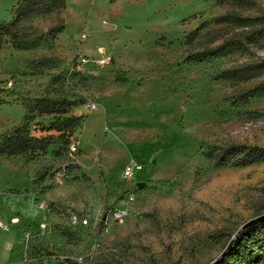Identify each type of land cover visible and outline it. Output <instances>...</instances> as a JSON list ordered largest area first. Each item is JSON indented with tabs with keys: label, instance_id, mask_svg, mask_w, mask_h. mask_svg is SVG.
<instances>
[{
	"label": "rangeland",
	"instance_id": "obj_1",
	"mask_svg": "<svg viewBox=\"0 0 264 264\" xmlns=\"http://www.w3.org/2000/svg\"><path fill=\"white\" fill-rule=\"evenodd\" d=\"M17 2L0 0V22ZM27 28L39 46L0 48V134L43 94L80 101L72 113L84 122L74 153L0 155V264H212L264 213V161L220 166L203 155L213 145L264 148V0H67L63 14ZM226 42L224 56H197ZM32 121L42 136L38 123L53 116ZM136 162L142 169L126 179ZM115 208L130 215L70 224L75 212L94 221Z\"/></svg>",
	"mask_w": 264,
	"mask_h": 264
},
{
	"label": "trees",
	"instance_id": "obj_2",
	"mask_svg": "<svg viewBox=\"0 0 264 264\" xmlns=\"http://www.w3.org/2000/svg\"><path fill=\"white\" fill-rule=\"evenodd\" d=\"M67 8V0H18L12 8L13 17L8 21L0 22V48L11 44L17 50L33 49L40 45L41 35L33 34L28 30V24L39 17H49L63 14ZM231 17H218L215 20L222 23ZM66 29L64 21L52 27L48 34L51 39ZM200 29L191 31L187 36V42L192 44L198 36ZM165 37V36H164ZM162 37L161 39H164ZM232 43L225 44L210 50L200 52L197 56L208 58L211 56H224L231 48ZM50 58H43L36 62L37 66H48ZM196 60V55H189L186 62ZM225 75H216V79L227 78ZM4 92L0 88V93ZM82 103L78 100H70L66 97L52 98L48 95L26 98L23 101L25 114L19 124L0 134V155L24 156L34 160L42 153L49 151L56 156H62L70 151L75 133L83 125V116L72 113V109ZM41 115L53 116L49 124H41V131L47 132L42 136L31 133L32 120ZM203 155L206 159L217 163L220 166L232 165L245 167L259 164L264 161V148L254 147L246 144H229L227 146L213 145L204 149ZM44 173H38L33 179H43ZM232 245L225 257L217 264H228L227 259L233 251L239 264H264V218L249 226ZM236 263V264H237Z\"/></svg>",
	"mask_w": 264,
	"mask_h": 264
},
{
	"label": "built area",
	"instance_id": "obj_3",
	"mask_svg": "<svg viewBox=\"0 0 264 264\" xmlns=\"http://www.w3.org/2000/svg\"><path fill=\"white\" fill-rule=\"evenodd\" d=\"M100 54H105V49L101 48L100 49ZM112 57L106 56V57H102L100 59H96L97 63L99 65H108L112 62ZM89 61L88 57H80L79 62L81 64H86ZM77 150V146L75 144L71 145L70 151H72V153H74ZM142 169V165H140L139 163H130L128 164V166L125 168L123 175L126 179H134V174L136 173V171H140ZM130 212H128V210L126 208H115L112 209L110 211H108V213L104 216H99L98 218H96V220H92L89 217H86L84 215H81L80 213H74V217L73 219H70V224L73 227L76 226H81V227H89L91 225L94 226H98L102 223H106L108 220H113L116 222V220H119L120 218H122L123 216H129ZM94 223V224H93ZM83 256H77V260L79 258H82ZM75 258V259H76ZM52 264H69V261L61 258L60 261H56Z\"/></svg>",
	"mask_w": 264,
	"mask_h": 264
},
{
	"label": "water",
	"instance_id": "obj_4",
	"mask_svg": "<svg viewBox=\"0 0 264 264\" xmlns=\"http://www.w3.org/2000/svg\"><path fill=\"white\" fill-rule=\"evenodd\" d=\"M138 185L141 187V183H138ZM264 218V213L260 216H257L255 218H252L246 223L232 236L230 243L228 246L218 255L216 260L212 264H217L221 259H223L226 255V253L232 248V245L237 241L236 239L253 223H256Z\"/></svg>",
	"mask_w": 264,
	"mask_h": 264
},
{
	"label": "bare ground",
	"instance_id": "obj_5",
	"mask_svg": "<svg viewBox=\"0 0 264 264\" xmlns=\"http://www.w3.org/2000/svg\"><path fill=\"white\" fill-rule=\"evenodd\" d=\"M181 134V133H180ZM73 217H74V214H72L71 215V217H70V219H73ZM126 216H123L122 218H120L119 220H122V219H124Z\"/></svg>",
	"mask_w": 264,
	"mask_h": 264
}]
</instances>
